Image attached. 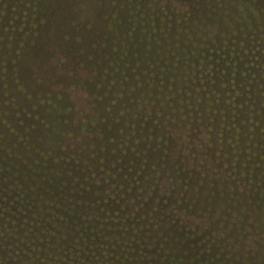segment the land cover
I'll return each instance as SVG.
<instances>
[{"label": "trees", "instance_id": "trees-1", "mask_svg": "<svg viewBox=\"0 0 264 264\" xmlns=\"http://www.w3.org/2000/svg\"><path fill=\"white\" fill-rule=\"evenodd\" d=\"M255 8L264 0H0L4 87L22 81L20 68L70 60L98 71L93 97L116 78L131 90L142 83L137 111L125 114L131 124L119 121L114 138L141 163L122 164L128 148L108 157L109 173L129 172L123 211L81 215L87 230L43 233L40 222L66 218L34 214L40 203L29 195L28 220L2 197L0 264H264V28ZM163 87L172 97L155 117ZM48 97L55 111L72 101ZM83 106L95 129L94 116L110 110ZM93 152L78 163L100 172ZM46 234L70 239L53 245Z\"/></svg>", "mask_w": 264, "mask_h": 264}, {"label": "rangeland", "instance_id": "rangeland-1", "mask_svg": "<svg viewBox=\"0 0 264 264\" xmlns=\"http://www.w3.org/2000/svg\"><path fill=\"white\" fill-rule=\"evenodd\" d=\"M255 11L264 28V8H255ZM21 69L18 70L24 77L22 81H15L7 87H4V74H0V198L4 197L3 202L15 212L30 217L31 211L26 209L25 200L31 195L34 202L40 203L34 214L53 216L52 221L62 216L69 226L76 227L72 230L68 225L55 227L50 222H40L36 229L34 222L30 224L43 233L47 230L63 233L67 230H87L91 220L88 219V224L81 219V215L85 218L104 216L109 219L111 215L123 211L129 188L125 174L129 172L119 166L116 169L110 167L109 173V158L120 157L122 148H128L126 155L123 152L125 160L122 157V164L131 168L141 163L136 150L130 151L129 147L116 142L114 138L119 136V121L124 122V129H127L125 122L131 124L132 119L126 120L125 114L130 118L137 111L142 83L131 90L128 84L120 83L121 78H116L112 89L106 91L101 88L99 95L96 92L97 96L93 97L92 92L96 87L89 83V79H96L94 74L99 73L90 67L80 69L77 66L76 69L70 60L66 65L51 63L50 66L36 67L34 70ZM7 78L12 82L16 75L11 73ZM162 85L166 86V82L163 81ZM163 88L156 94L155 117L160 111L167 110L172 97L171 92ZM49 93L56 97L54 102L60 105L62 101L59 102L58 94L64 98L72 97V101L64 104L60 111H55L53 104L47 102ZM83 95L90 101L85 100ZM48 99L52 100L50 96ZM91 102L101 109L110 106L106 116H94L97 129L92 128L88 114H81L83 105ZM102 147L105 151L104 162H101ZM92 151L97 153L93 158L102 167L100 172L95 167L88 168L78 163L79 159L83 160L82 155L87 156ZM88 160V165L93 164L94 160ZM46 235L53 245L65 246L66 239H70L57 234ZM72 241L70 243L74 246L79 244Z\"/></svg>", "mask_w": 264, "mask_h": 264}]
</instances>
